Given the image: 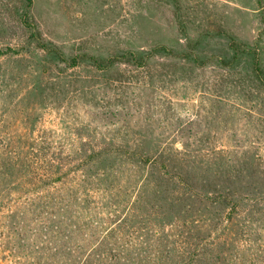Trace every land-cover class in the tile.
I'll return each mask as SVG.
<instances>
[{
  "label": "rangeland",
  "instance_id": "obj_1",
  "mask_svg": "<svg viewBox=\"0 0 264 264\" xmlns=\"http://www.w3.org/2000/svg\"><path fill=\"white\" fill-rule=\"evenodd\" d=\"M26 11L41 39L66 57L161 46L173 53L140 68H68L31 40ZM233 41L259 50L264 68V0H0V49L10 52L0 55V140L50 139L81 158L104 145L122 146L131 159L150 155L184 176L181 191L248 196L236 208L197 202L201 213L194 218L211 234L203 252H221L223 264H264V83L254 72L253 53H239L230 67L216 63L232 58ZM194 56L211 60L201 66ZM151 169L132 164L122 178L130 208L107 220L116 228L109 238L136 254L185 252L195 244L190 219L174 231L169 224L157 231L158 204L171 207L166 193L146 188L142 201L131 205ZM132 180H139L137 187ZM121 193L91 192L99 204L90 214L99 220L116 213ZM23 225L11 238L0 219V264H61L60 251L34 245L46 243L37 237L40 224ZM93 234L103 236L101 230ZM166 235L173 239L167 247Z\"/></svg>",
  "mask_w": 264,
  "mask_h": 264
},
{
  "label": "trees",
  "instance_id": "obj_2",
  "mask_svg": "<svg viewBox=\"0 0 264 264\" xmlns=\"http://www.w3.org/2000/svg\"><path fill=\"white\" fill-rule=\"evenodd\" d=\"M27 2L31 4L32 0ZM25 15L28 27L32 29L31 40L36 41L46 54L57 56L68 68H76L83 63H89L100 71L109 70L119 63L140 68L148 65L158 54L173 53L172 49L161 46L145 53L128 50L108 57L86 53L66 57L58 47L50 46L41 39L42 36L33 24L29 11H26ZM231 45L234 51L232 58H216V63L230 67L239 53H253L254 72L257 79L264 83L260 51L244 48L238 41H233ZM8 53H10L8 50L0 49V55ZM193 59L201 66H205L207 61L211 60V58L201 59L198 56H194ZM31 133L33 131L28 134L20 132L18 135L27 136ZM4 135L7 137L8 133ZM122 151L123 153L120 154ZM92 153L85 158L75 157L65 152L61 146H56V142L50 139L32 142L12 138L0 140V219L6 225L5 228L10 230L11 233L8 234L11 238L15 230L20 232L24 228L23 220L24 222L31 220L40 224L36 230L37 237H42L46 241L45 245L39 246L37 243L34 245L42 247L47 252L60 251L61 264H223L221 252H203L211 234H207L201 227L202 221L199 218H194L201 213L197 202L201 205L206 199L212 203L219 202L227 206L231 204L232 208H236L248 196L244 197L234 191L207 196L203 192L193 191L191 187L181 191L180 188L187 185L184 176L180 173H171L168 164L157 158H151L150 155L146 158L142 157L141 160L131 159L128 149L122 146L104 145L93 149ZM132 164L144 166L146 170L152 169L150 174H147L146 180L139 185L140 194L131 205L142 201L141 192L144 193L146 188L152 189L156 195L166 193V201L170 202L171 207L158 204L162 215L157 218L161 219L162 224L158 225L157 231H165L162 226L166 224L171 228L168 227V231H174L182 220L186 222L190 219V231L193 229L196 233L192 242L195 244L190 245L189 250L178 254L174 252L173 255L136 254L131 252L129 246L126 249L122 247L125 243L114 244L110 240L109 232L112 230L114 232L116 228L109 227L107 220L116 215L123 206L118 217L123 215L125 207L130 208L128 206L131 198H126L125 186L121 181L130 172ZM133 181L130 184L137 187L139 180H136V185ZM190 185L198 184L194 182ZM112 188L122 189L120 196H123L119 198L120 203L115 206L117 212L97 220L94 218L97 214L94 216L95 213L90 214V212L98 206L99 201L97 198L92 199L90 193L107 192ZM169 191L176 193L174 192L173 195ZM256 199L259 197L257 196ZM261 199H264V196ZM179 203L182 207L180 205L178 210H174ZM125 217L129 218V215L124 213ZM99 230L103 236L96 237L93 233ZM83 233L86 236H83ZM164 237L166 247L172 245L173 239L168 235ZM60 242L61 250L58 249Z\"/></svg>",
  "mask_w": 264,
  "mask_h": 264
}]
</instances>
